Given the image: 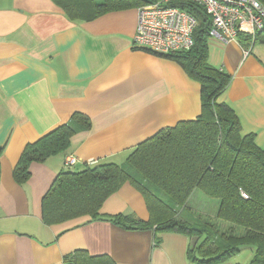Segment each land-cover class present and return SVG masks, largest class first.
<instances>
[{"label":"crops","instance_id":"1","mask_svg":"<svg viewBox=\"0 0 264 264\" xmlns=\"http://www.w3.org/2000/svg\"><path fill=\"white\" fill-rule=\"evenodd\" d=\"M138 7L72 21L53 0H0V264H65L78 249L109 254L117 264H197L188 257L194 240L181 232L162 233L156 245L151 229L89 215L54 224L42 217L66 154L79 160L73 169L91 160L123 163L141 142L201 112L200 82L175 60L134 44ZM208 61L231 75L218 101L264 149V41L210 37ZM75 112L88 115L91 127L75 133L67 151L33 161L28 181L18 183L14 168L27 144ZM212 201L214 209L203 212L215 217L219 201ZM100 214L150 217L129 182Z\"/></svg>","mask_w":264,"mask_h":264},{"label":"trees","instance_id":"2","mask_svg":"<svg viewBox=\"0 0 264 264\" xmlns=\"http://www.w3.org/2000/svg\"><path fill=\"white\" fill-rule=\"evenodd\" d=\"M53 1L70 20L83 21L155 0ZM259 1L264 6V0ZM179 5L198 17L194 46L158 55L175 60L200 82V114L161 129L133 148L123 163L100 161L82 169L65 166L43 198V221L54 224L89 215L127 229H151L156 245L162 233L181 232L195 236L188 250L194 263L220 264L242 248L251 247L254 256L249 264H264V149L253 133H242L234 110L218 101L229 87L231 75L208 61L210 16L196 3L184 1ZM257 39L264 41V31L255 36L239 34L242 44ZM90 127V117L75 112L66 123L28 143L14 168L16 181L24 184L31 176L33 161L42 162L67 151L73 135ZM126 182L143 195L148 220L135 214H100L104 202ZM196 190L218 199L215 217H183L182 209ZM65 264L117 263L109 254L78 249L66 256Z\"/></svg>","mask_w":264,"mask_h":264},{"label":"built area","instance_id":"3","mask_svg":"<svg viewBox=\"0 0 264 264\" xmlns=\"http://www.w3.org/2000/svg\"><path fill=\"white\" fill-rule=\"evenodd\" d=\"M184 1L205 9L212 21V38L223 42L239 41L240 33L255 36L264 31V6L259 0H155L138 7L134 44L157 54L190 50L199 22L193 12L179 5ZM78 162L75 155L66 154L67 167ZM93 163L95 160L88 161L87 165Z\"/></svg>","mask_w":264,"mask_h":264},{"label":"rangeland","instance_id":"4","mask_svg":"<svg viewBox=\"0 0 264 264\" xmlns=\"http://www.w3.org/2000/svg\"><path fill=\"white\" fill-rule=\"evenodd\" d=\"M199 193L193 195V197L190 198V201L188 203V206L186 205L182 209L183 217L188 219L189 217H198L201 215H205L204 208L208 207V209L213 210L214 209V200L218 205V199L212 198L207 196L203 191L197 190ZM195 240V236L193 235L192 238ZM254 256V248L251 247H245L240 250V252L232 257L230 259L231 261H234L235 263H242V264H249Z\"/></svg>","mask_w":264,"mask_h":264}]
</instances>
